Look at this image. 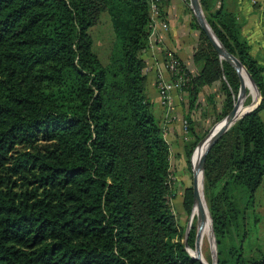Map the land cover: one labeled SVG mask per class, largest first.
<instances>
[{"label": "trees", "instance_id": "obj_1", "mask_svg": "<svg viewBox=\"0 0 264 264\" xmlns=\"http://www.w3.org/2000/svg\"><path fill=\"white\" fill-rule=\"evenodd\" d=\"M152 1L0 0V264H203L170 202L171 147L146 93ZM225 1L201 0L263 99L208 151L204 190L218 264H264V64ZM104 14L106 62L91 32ZM197 26L185 88L194 104L221 78L230 111L240 76Z\"/></svg>", "mask_w": 264, "mask_h": 264}, {"label": "rangeland", "instance_id": "obj_2", "mask_svg": "<svg viewBox=\"0 0 264 264\" xmlns=\"http://www.w3.org/2000/svg\"><path fill=\"white\" fill-rule=\"evenodd\" d=\"M180 1L182 7L185 6V8H187V10L192 14V25L194 27H197L199 30V36L197 39V45L199 46V44H202V30L197 26V23H199L198 18L194 13V10L190 4V0ZM225 2L227 9L239 12L242 26L241 30L244 37H246V39L251 44V52L264 64V11L258 15V19L257 17H255L257 19V22L254 23L250 18L246 16L244 4L242 2H240L239 0H226ZM256 4L257 3H255V6ZM218 6L219 3L215 5V8H217ZM91 32L94 37L95 50L99 53L103 61L106 62L108 60L111 43L114 38V31L109 16L107 14H104L103 17L100 18L98 23L92 27ZM261 35H263V39L258 38V36ZM223 78H225V76H223ZM198 88L199 91L197 93V98L194 104H192L191 101L192 91L189 90V88H185L184 90V94H186L184 99L186 100V105L184 107L189 108L188 105H190L191 112L194 114V117L191 121L187 116L184 117L188 118L189 120L187 130H185L182 124L180 134H174L173 136H171L167 133V137L169 139L171 147V178L173 182L172 188L174 190V194L171 196L170 202L177 217L178 223L182 230H184V241L186 239L188 240L187 247L194 254H197L195 242L199 227L198 213L197 209L195 208L196 203L194 201V169L197 167L199 161L197 158L194 159L196 154L195 151H197L196 149L200 147H198V145L200 144L201 140L207 137L210 134L211 130L229 113V108L227 107L228 95L223 87L221 78H218L212 81L211 83H203ZM238 93L239 90L237 93H233L234 102L237 99ZM253 96L254 94L253 92H251L250 87L249 89L246 88L244 98L241 99L240 107L251 103L253 100ZM173 108L171 110H167L172 111ZM189 112L190 110L188 111V113ZM262 114L264 117V111ZM165 116L166 117H164L162 121L164 130L166 129V123L169 122L167 114H165ZM202 150L203 147L201 149V152ZM257 199V212L262 217L261 228L264 229V183L257 192ZM206 220L207 221L205 222L203 227L201 245L204 256L206 257L207 261L212 264L214 260V254L211 247V243L214 242L215 244V240L214 235L211 234L209 229L210 219L206 218ZM212 225L214 228L213 217ZM190 233L194 244H191L189 242Z\"/></svg>", "mask_w": 264, "mask_h": 264}, {"label": "crops", "instance_id": "obj_3", "mask_svg": "<svg viewBox=\"0 0 264 264\" xmlns=\"http://www.w3.org/2000/svg\"><path fill=\"white\" fill-rule=\"evenodd\" d=\"M239 1L244 4L246 16L254 23L257 22L258 15L264 11V0H257V2L252 0ZM255 3H257L256 6ZM160 4L162 6L161 19L166 20L170 28L168 30L159 28L152 37V42L150 40L148 46L143 50L142 56L146 63V93L154 113L162 121L167 114L169 122L166 123L165 135L169 141L167 133L171 136L180 134L184 117L193 119L194 114L191 112L190 105H188L189 108L184 107L186 94L182 98L176 96L172 111H168L161 104L157 87L158 74L163 71L168 77L171 76V73L166 69L165 62L173 55L178 57L192 74L196 75L199 72L198 63L195 60L199 30L192 25V14L185 6L182 7L180 0H160ZM258 38L263 39V35L258 36Z\"/></svg>", "mask_w": 264, "mask_h": 264}, {"label": "water", "instance_id": "obj_4", "mask_svg": "<svg viewBox=\"0 0 264 264\" xmlns=\"http://www.w3.org/2000/svg\"><path fill=\"white\" fill-rule=\"evenodd\" d=\"M190 4L194 10L195 15L198 18V21H199L202 29L210 37L212 43L214 44L216 50L218 51V53L220 55V57L222 59H226L227 61H229L235 67V69L237 70V72L241 78V85H240L239 93H238L237 99L234 102L232 109L229 111V113L226 115V117L220 121L221 125L215 131L213 136L210 138V140H209V142H208V144H207V146H206V148H205V150L201 156L198 168L194 169V201H195L199 198L198 188H197V179H196L197 173H198V171H201L203 176H204V165H205L206 155H207L208 151L210 150V148L212 147L214 142L226 130H228L239 118L243 117L245 114H247L250 111H252L253 109H255L261 103V101L263 99V95L261 93V90H260L256 80L254 79V77L252 76V74L250 73V71L248 70L246 65L243 63V61L240 59V57H238L235 53L230 51L224 45L222 40L219 38V36L214 31L213 27L211 26L210 22L207 19V16H206L205 11L203 9L201 0H190ZM242 66L246 69V72L248 73L250 80L252 81L253 85L257 89L258 99H256L255 101H252L251 103H249L247 105H243V108H240L241 99L244 98V94L246 91V86H245L244 81H243L241 74H240V69ZM214 128L211 130V132L214 130ZM204 139H202L201 142H203ZM203 210H204L203 206L200 203L199 204V212L202 216H203ZM211 218H212V216H211ZM202 223H203V220H202ZM212 227H213V225H212ZM213 234H214V228H213ZM201 236H202L201 230H198L197 236H196V242H195L198 254H192V253H190V254H192V256L194 258L200 259L203 264H209L200 255L201 254ZM214 240H215V253H214V260H213L212 264H218L217 242H216L215 234H214ZM185 245H186V247L188 245L187 239L185 240ZM187 249H188V247H187ZM188 251H189V249H188Z\"/></svg>", "mask_w": 264, "mask_h": 264}, {"label": "built area", "instance_id": "obj_5", "mask_svg": "<svg viewBox=\"0 0 264 264\" xmlns=\"http://www.w3.org/2000/svg\"><path fill=\"white\" fill-rule=\"evenodd\" d=\"M257 2V0H252ZM161 4L160 0H153L151 3V13L153 21L151 23L150 40L155 35L159 28L168 30L170 28L169 23L166 20L161 19ZM150 42V41H149ZM166 69L171 73L168 77L165 72L160 71L158 74V90L160 94L161 104L168 110H171L174 106L176 96L182 98L187 82L191 76L188 74L186 67L181 60L176 56H170L165 62ZM183 127L187 130L189 125L188 118L182 120Z\"/></svg>", "mask_w": 264, "mask_h": 264}, {"label": "bare ground", "instance_id": "obj_6", "mask_svg": "<svg viewBox=\"0 0 264 264\" xmlns=\"http://www.w3.org/2000/svg\"><path fill=\"white\" fill-rule=\"evenodd\" d=\"M240 74H241V77L244 81V83L246 82V84L250 87V89L252 90L254 96H253V100L252 101H255L256 99H258V92H257V89L255 88V86L253 85L252 81L250 80L249 76H248V73L246 72V69L242 66L241 69H240ZM240 108H243L240 107ZM221 125V123L219 122L216 127L214 128V130L210 133V135L208 137H206L203 142H201L199 145H198V149H196L197 151L196 154H195V158H197L199 161H198V165L195 169L198 168L199 166V162H200V159H201V156L210 140V138L213 136V134L215 133V131L219 128V126ZM203 147V150L201 152V149ZM197 188H198V194H199V198L197 200H195V203H196V209H197V213H198V219H199V227H198V230H201V233L203 234V227H204V224L205 222L207 221L206 218H209L210 219V225H209V229H210V232L211 234H213V227H212V218H211V214H210V211H209V207H208V203H207V200L205 198V194H204V183H203V179H204V176L202 174L201 171H198L197 173ZM202 204L203 206V216L200 214L199 212V204ZM202 220H203V223H202ZM214 235V234H213ZM201 243H202V236H201ZM211 247H212V250H213V254L215 253V244L214 242L211 243ZM197 249V248H196ZM197 254H198V251H197ZM201 257L207 262V259L206 257L204 256L203 254V251H202V245H201ZM210 264V263H209Z\"/></svg>", "mask_w": 264, "mask_h": 264}]
</instances>
